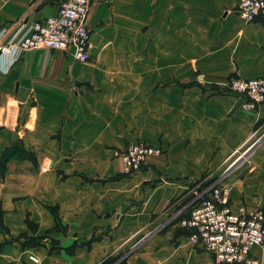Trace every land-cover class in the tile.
Returning <instances> with one entry per match:
<instances>
[{
  "label": "crops",
  "instance_id": "obj_1",
  "mask_svg": "<svg viewBox=\"0 0 264 264\" xmlns=\"http://www.w3.org/2000/svg\"><path fill=\"white\" fill-rule=\"evenodd\" d=\"M63 1L0 0V29ZM238 1L91 0L89 62L41 50L0 63V264H214L177 227L128 244L216 176L233 208L264 210V142L223 175L264 134V105L244 110L221 86L264 78V28L236 16ZM134 142L161 153L124 176L118 152ZM251 255L264 264V243Z\"/></svg>",
  "mask_w": 264,
  "mask_h": 264
},
{
  "label": "built area",
  "instance_id": "obj_2",
  "mask_svg": "<svg viewBox=\"0 0 264 264\" xmlns=\"http://www.w3.org/2000/svg\"><path fill=\"white\" fill-rule=\"evenodd\" d=\"M90 3L91 0H65L53 16L31 25L22 24L12 32L9 28H1L0 63H6L2 69L6 72L23 54L41 50L68 52L75 62H89L90 31L85 19ZM235 14L246 24L256 22L264 28V0H239ZM221 86L238 97L240 107L244 110H254L264 105L262 77H231ZM263 142L264 134L259 137L256 130L230 157L228 163L231 164L223 175L244 162ZM160 153V149L144 142L128 144L118 152L122 174H136L150 156ZM229 201V189L217 181L201 191L182 212L179 211L185 216L177 224L189 232L187 238L194 247L212 256L214 264H261L259 259L251 255V250L264 243V210L245 205L233 208ZM28 261L31 264H55L43 263L35 255H28Z\"/></svg>",
  "mask_w": 264,
  "mask_h": 264
},
{
  "label": "rangeland",
  "instance_id": "obj_3",
  "mask_svg": "<svg viewBox=\"0 0 264 264\" xmlns=\"http://www.w3.org/2000/svg\"><path fill=\"white\" fill-rule=\"evenodd\" d=\"M202 82V81H200ZM234 161V159L232 160ZM231 162L227 163L225 166H229ZM225 169V168H224ZM223 174V173H222ZM229 174V173H228ZM222 176V175H221ZM221 176H216L214 178L206 179V180H200L194 184H192L189 189L173 204H171L165 211H163L160 215L154 217L151 226L147 227L145 230H143L140 234L137 236H134L131 238L129 244H128V250L132 248V250L137 251L138 247L142 243V241L156 235L164 233L167 229L172 227H177L175 233L181 234L180 227L178 226L177 222L180 218L185 216V214L180 213L182 212L183 208L188 206L193 199L199 195L201 191L206 190L209 188L211 184H214L217 181H221L223 177L219 180ZM178 214V216H177ZM180 230H179V229ZM144 236V237H143Z\"/></svg>",
  "mask_w": 264,
  "mask_h": 264
},
{
  "label": "trees",
  "instance_id": "obj_4",
  "mask_svg": "<svg viewBox=\"0 0 264 264\" xmlns=\"http://www.w3.org/2000/svg\"><path fill=\"white\" fill-rule=\"evenodd\" d=\"M0 222H1V220H0ZM1 225V224H0ZM181 229V228H180ZM181 231H182V233H184V235H188L189 234V232L188 231H186V230H184V229H181ZM106 264H124V261H123V259H114V260H112V261H109V262H106Z\"/></svg>",
  "mask_w": 264,
  "mask_h": 264
},
{
  "label": "water",
  "instance_id": "obj_5",
  "mask_svg": "<svg viewBox=\"0 0 264 264\" xmlns=\"http://www.w3.org/2000/svg\"><path fill=\"white\" fill-rule=\"evenodd\" d=\"M231 170H232V169H231ZM231 170H230V171H231ZM230 171H229V172H230ZM229 172H228V173H229Z\"/></svg>",
  "mask_w": 264,
  "mask_h": 264
}]
</instances>
